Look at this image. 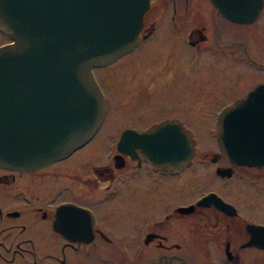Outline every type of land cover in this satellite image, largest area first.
I'll use <instances>...</instances> for the list:
<instances>
[{"label": "flooded vegetation", "instance_id": "1", "mask_svg": "<svg viewBox=\"0 0 264 264\" xmlns=\"http://www.w3.org/2000/svg\"><path fill=\"white\" fill-rule=\"evenodd\" d=\"M119 64L112 90L98 69ZM93 73L105 115L89 141L37 170L0 164V264H264V159L237 134L249 115L264 130V0H149L135 47ZM107 87L133 100L119 97L127 122L98 158L85 152L107 125ZM137 110L161 116L138 126ZM164 122L191 132L189 161L155 165L133 139L119 149L125 130Z\"/></svg>", "mask_w": 264, "mask_h": 264}, {"label": "water", "instance_id": "2", "mask_svg": "<svg viewBox=\"0 0 264 264\" xmlns=\"http://www.w3.org/2000/svg\"><path fill=\"white\" fill-rule=\"evenodd\" d=\"M148 7L149 0H0V29L11 38L0 46L1 165L37 170L95 134L105 99L92 69L138 43ZM249 117L252 127L238 137L253 140L243 147L264 159V130ZM128 139L155 165H181L194 154L191 132L180 123L125 130L120 150Z\"/></svg>", "mask_w": 264, "mask_h": 264}, {"label": "rangeland", "instance_id": "3", "mask_svg": "<svg viewBox=\"0 0 264 264\" xmlns=\"http://www.w3.org/2000/svg\"><path fill=\"white\" fill-rule=\"evenodd\" d=\"M6 40H8V37H6L3 33H0V43H2V42H4V41H6ZM135 59H138V57H135ZM128 61V60H127ZM126 61V62H127ZM125 62V64L124 65H122L123 67L124 66H127L128 65V63H126ZM122 64V63H121ZM121 64H119L118 66H116V67H111V68H108V70H103V69H98V75H99V77L103 80V82L105 83V84H107L112 90H113V86H114V82L112 81V75H114L117 71V69H119V71H121ZM149 85H154L155 84V82H154V80H152V79H149ZM110 88H108L107 87V89H108V91H107V95H108V98H109V100L111 101V104L110 105H112L111 106V109H110V111H109V114L110 115H108V118H107V120H106V124L107 125H105V127L100 131V133H99V135L97 136V138L94 140V142L93 143H91L89 146H87L88 147V149L86 150V152H85V154H96V155H98V158H99V152H101V151H103V154L102 155H104V153L106 152V145H105V147L103 146L104 145V143L102 142V141H106V139H109L108 137H110L111 138V135H114L115 133H117V132H115V129H116V125H118V124H123V123H125L126 124V122L127 121H124L125 119L123 118V119H121L120 121H119V117H120V114H117V112H116V104L117 103H119L120 101H118L120 98L119 97H122V103H124V106H125V108L126 109H129L130 108V104H131V102H132V96L130 97V94L128 93L127 95L125 94L124 95V93L122 94V96H120V95H116V93H115V98H114V94H113V96L111 95V92H110ZM134 101H136L135 99H134ZM147 101L149 102V104H150V101H151V96H150V94H147ZM127 102V104H125ZM148 104V106H150ZM138 106H140V104L138 105ZM141 112L139 111V110H137L136 112H134V113H132V112H129V113H127L126 114V116H129L130 117V119L132 120V121H134V122H136L137 123V125L138 126H143L144 124H146V122H148L149 120H152V119H156V118H158L159 116H161V114H153L151 111L150 112H148V116H147V118H145V119H140L139 118V114H140ZM189 118L190 119H193V120H197L198 121V123L199 124H202V125H204L206 122H210L211 121V119H212V115H210V113L209 114H205V115H199V114H191L190 116H189ZM146 120V121H145ZM195 120V121H196ZM203 132V135H204V137L206 138L205 140L206 141H212V140H209V135H208V132H206V131H202ZM201 135H202V133H201ZM208 138V139H207ZM212 148L213 149H215V147H213L212 146ZM96 159V158H95ZM95 159H94V161L93 162H95L96 164H101L102 162L100 161V160H97L96 159V161H95Z\"/></svg>", "mask_w": 264, "mask_h": 264}, {"label": "bare ground", "instance_id": "4", "mask_svg": "<svg viewBox=\"0 0 264 264\" xmlns=\"http://www.w3.org/2000/svg\"><path fill=\"white\" fill-rule=\"evenodd\" d=\"M143 19V18H142ZM101 129V128H100Z\"/></svg>", "mask_w": 264, "mask_h": 264}]
</instances>
